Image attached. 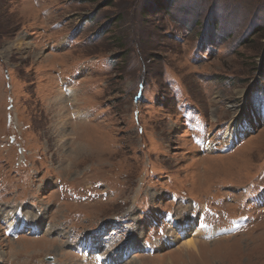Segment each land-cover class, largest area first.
<instances>
[{
	"label": "rangeland",
	"instance_id": "1",
	"mask_svg": "<svg viewBox=\"0 0 264 264\" xmlns=\"http://www.w3.org/2000/svg\"><path fill=\"white\" fill-rule=\"evenodd\" d=\"M261 73L264 0H0V264H264Z\"/></svg>",
	"mask_w": 264,
	"mask_h": 264
},
{
	"label": "bare ground",
	"instance_id": "2",
	"mask_svg": "<svg viewBox=\"0 0 264 264\" xmlns=\"http://www.w3.org/2000/svg\"><path fill=\"white\" fill-rule=\"evenodd\" d=\"M75 91H73V90H66V92H65V94H64V100L67 102H71L72 100H74V98H76V96H75ZM73 114V113H72ZM71 114V115H72ZM74 117V116H73ZM209 147H212V146H209ZM209 147H206V150H208V148ZM214 148H212V150H213ZM210 151H211V149H209ZM208 150V151H209ZM186 207H187V205H186ZM185 207V208H186ZM21 210H22V213H23V215L25 216V217H23V219H19V222H22V221H25V223H26V227H28V228H31L32 229V231H43V230H50L51 228H53V226H47V223H46V221H45V218H44V216H40L39 214H38V212L36 213H34V214H32V215H34L33 217H32V220H30L31 218H29V217H31V216H28V215H26V213H29V212H31V209L29 208V207H27V206H21V208H20ZM12 210H13V208L11 207H9V206H7V205H1L0 206V225H2V227H3V225L6 223H10L11 222V225H8V226H6L5 228H6V233H9V234H11V235H16L17 233H18V231H19V229L20 228H22V226L20 225V227H17L16 226V212H18V207H16V209L14 210V212H12ZM12 214V215H11ZM182 222H185V220L183 219H181V217L179 218V220L177 219V222L174 224V227L173 228H170V230H172V234H170V235H168V241H167V244H168V242L170 241V239L172 238L173 239V241H176V240H181L182 241V237H184V236H186V237H188V238H186V241H185V243H183V247H185V248H191L190 250L192 251L193 249H196V248H198L199 247V249H200V243L197 241V240H194V239H192L191 237H190V233H189V231L187 230V228L188 227H186V225H183L182 226V230H183V233H182V237H176V233H177V228L175 227V225H179L180 223H182ZM189 224V223H188ZM190 226V225H189ZM181 227V226H180ZM46 231V232H47ZM58 231H60V232H63V231H61V230H59V229H55L54 230V234H56V233H58ZM186 231H188V232H186ZM189 233V234H188ZM186 234H188V235H186ZM57 235V234H56ZM61 234H59V236H60ZM166 236V235H165ZM199 237L200 236H198L197 238H198V240H199ZM171 239V240H172ZM183 242H184V240H183ZM180 243H182V242H180ZM179 243V244H180ZM177 245V244H176ZM209 247V246H208ZM201 248H202V246H201Z\"/></svg>",
	"mask_w": 264,
	"mask_h": 264
},
{
	"label": "water",
	"instance_id": "3",
	"mask_svg": "<svg viewBox=\"0 0 264 264\" xmlns=\"http://www.w3.org/2000/svg\"><path fill=\"white\" fill-rule=\"evenodd\" d=\"M46 261H47V262H52L53 259H52V258H48V259H46Z\"/></svg>",
	"mask_w": 264,
	"mask_h": 264
},
{
	"label": "trees",
	"instance_id": "4",
	"mask_svg": "<svg viewBox=\"0 0 264 264\" xmlns=\"http://www.w3.org/2000/svg\"><path fill=\"white\" fill-rule=\"evenodd\" d=\"M264 76V73H261L260 78H262ZM258 83L260 84V81H258Z\"/></svg>",
	"mask_w": 264,
	"mask_h": 264
}]
</instances>
